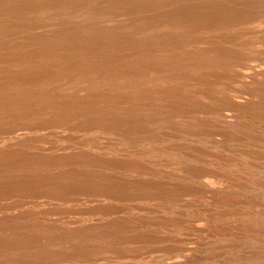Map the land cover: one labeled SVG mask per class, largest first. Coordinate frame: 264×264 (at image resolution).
Masks as SVG:
<instances>
[{"label":"bare ground","instance_id":"6f19581e","mask_svg":"<svg viewBox=\"0 0 264 264\" xmlns=\"http://www.w3.org/2000/svg\"><path fill=\"white\" fill-rule=\"evenodd\" d=\"M262 221L264 0H0V264H258Z\"/></svg>","mask_w":264,"mask_h":264},{"label":"rangeland","instance_id":"374dc122","mask_svg":"<svg viewBox=\"0 0 264 264\" xmlns=\"http://www.w3.org/2000/svg\"><path fill=\"white\" fill-rule=\"evenodd\" d=\"M260 225L264 228V221H262L260 223ZM230 238H232V237H230ZM206 241L209 242L211 240L210 239H204V240H202L203 244ZM251 242L252 241L245 242V241H239L238 240V245H236V247L232 246L231 249H229V248L224 249L222 251L221 255H217V256H215V258H213L214 260L213 259H211V260L204 259V260H199L197 262H194V264H251L250 263L251 262L250 257L249 258H243L245 251L247 252L250 247H251V249H253V245ZM204 246H206V245H201V246L195 247L194 249L199 251ZM263 262H264V260L258 259V260H254L253 263L261 264Z\"/></svg>","mask_w":264,"mask_h":264}]
</instances>
